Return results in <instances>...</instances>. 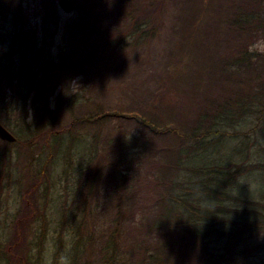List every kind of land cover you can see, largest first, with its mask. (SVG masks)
Listing matches in <instances>:
<instances>
[{"label": "trees", "instance_id": "16d2710c", "mask_svg": "<svg viewBox=\"0 0 264 264\" xmlns=\"http://www.w3.org/2000/svg\"><path fill=\"white\" fill-rule=\"evenodd\" d=\"M137 1L71 0L80 18L69 35L84 42L127 35L149 51L167 22L165 44L141 65L147 88L133 90L137 102L128 108L49 106L56 87L64 96L66 82L88 68L79 52L37 65L36 50L20 40L18 59L9 62L10 83L25 90L0 100V124L13 145L38 146L45 159L37 183L22 193L27 212L14 221L6 264H34L27 234L39 238L36 228L51 222L39 225L33 193L54 180L50 167L61 161L71 182L91 183L86 196H100L107 211L92 229L71 216L51 227L73 230L69 264H264V51L253 49L264 43V0ZM54 2L43 0L47 15ZM47 76L53 86L44 85Z\"/></svg>", "mask_w": 264, "mask_h": 264}, {"label": "rangeland", "instance_id": "374dc122", "mask_svg": "<svg viewBox=\"0 0 264 264\" xmlns=\"http://www.w3.org/2000/svg\"><path fill=\"white\" fill-rule=\"evenodd\" d=\"M59 1L55 0V10L54 8L51 10L53 16H50L47 15V12L50 14L48 7L45 8L42 5L43 0H0V100H11L15 93L21 89L25 90L16 81L10 83L9 71H7L10 60L17 61L16 53L19 52L18 48L23 40V46H26L28 51L36 50L35 64L37 65L51 60L55 61L61 54H70L72 51L87 57L89 64L85 73L75 78L71 77L66 82L65 91L67 94L59 97L62 88L55 86L57 89L54 94L47 99L52 109L56 107L57 102H65L64 104L66 102H91L98 106L112 108H128L131 102H137L136 97L133 96V90H137V88L146 90L145 79L147 71H149L141 65L146 66L147 54L151 60L154 59L153 51H157L165 44L167 22L162 21V32L157 40L152 42L149 51L146 42L141 47L137 45L134 48L127 35L111 36L107 43L102 45L104 36L97 38L93 36L91 41L85 40L84 42L83 39H80L81 35L79 36V34L69 35L70 28L76 21H79L78 13L80 11L75 10L74 4L69 0L73 5V11L66 14L60 10ZM115 1L116 3L127 1L129 4H133L137 0ZM142 1L150 2V0ZM82 4L83 1H81V6ZM87 5L89 4H85V7ZM125 24V21H120L118 27L111 29L110 32L114 30L117 35V32ZM116 40H119L120 43H117ZM253 49L264 51V43L255 44ZM49 67L50 65L46 68L48 72H50ZM54 79L55 77L51 79L50 76H47L43 79V83L45 86H53ZM143 91L141 90V93ZM28 103L30 104V102ZM67 111L69 110L66 108L62 110V112ZM62 116V119H67L66 113H63ZM33 119L32 112L29 111L27 122H33ZM107 132L108 129L102 128L100 133L107 134ZM5 149L6 156L2 154ZM37 149H39L38 146L35 151V149L22 144L19 146L12 143L6 146L3 142L0 144V264H6L5 244L14 232V221L24 214L25 203L28 205V201H24L22 193L29 190L32 183L33 185L37 183L35 180L38 175L37 171L44 162L38 160L40 157L42 160L45 159V156H41ZM52 166L50 173L52 176L54 175V180L50 182L45 180L33 193L36 201H39L42 214L39 225L45 226L44 224L50 221L52 227L60 219L64 220L65 217L71 216L70 222L85 221V226L88 229L93 228V222L98 226L99 219L101 218L103 221L107 211H101L98 207L100 196H93L92 191L89 196H86L85 192L91 183L82 180L79 182L72 180L71 182L67 177L69 171H66L65 174L62 161L54 167ZM66 180H69L68 183ZM254 184V182L250 183L251 189H255L256 185ZM32 202L31 199L29 205ZM61 215H64V218H61ZM111 215L108 214L107 218L109 219ZM30 226L32 230H35V224ZM67 226L68 224L65 226V230H67ZM51 227L46 230L37 227L36 233L41 235L39 238L30 233L27 234L26 241L31 244L30 256L34 264H53L55 255H58L60 259L58 264H62V260L65 259L68 236L73 230L69 228L70 230L62 229L60 231L58 229V235L53 232L54 229ZM58 236H60V241Z\"/></svg>", "mask_w": 264, "mask_h": 264}, {"label": "water", "instance_id": "95a60500", "mask_svg": "<svg viewBox=\"0 0 264 264\" xmlns=\"http://www.w3.org/2000/svg\"><path fill=\"white\" fill-rule=\"evenodd\" d=\"M58 5L60 10L66 14H69L73 11V5L69 0H60ZM0 140L7 143H14L16 141L13 135H11V133L8 132L1 124H0Z\"/></svg>", "mask_w": 264, "mask_h": 264}, {"label": "clouds", "instance_id": "9594fccd", "mask_svg": "<svg viewBox=\"0 0 264 264\" xmlns=\"http://www.w3.org/2000/svg\"><path fill=\"white\" fill-rule=\"evenodd\" d=\"M62 264H69V261L65 258L62 260Z\"/></svg>", "mask_w": 264, "mask_h": 264}]
</instances>
